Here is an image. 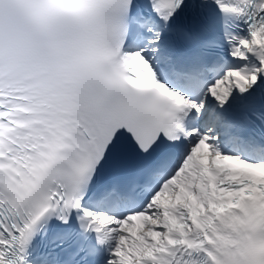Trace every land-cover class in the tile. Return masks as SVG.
Masks as SVG:
<instances>
[{"label":"snow or ice","instance_id":"snow-or-ice-1","mask_svg":"<svg viewBox=\"0 0 264 264\" xmlns=\"http://www.w3.org/2000/svg\"><path fill=\"white\" fill-rule=\"evenodd\" d=\"M0 264H264V0H0Z\"/></svg>","mask_w":264,"mask_h":264}]
</instances>
